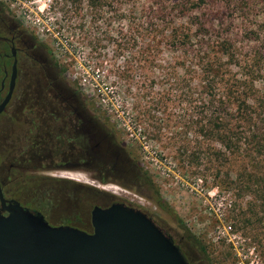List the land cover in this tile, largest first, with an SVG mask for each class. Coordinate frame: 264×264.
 Listing matches in <instances>:
<instances>
[{
    "label": "rangeland",
    "instance_id": "obj_1",
    "mask_svg": "<svg viewBox=\"0 0 264 264\" xmlns=\"http://www.w3.org/2000/svg\"><path fill=\"white\" fill-rule=\"evenodd\" d=\"M3 1L51 50L133 167L115 177L120 184L77 169L45 170L54 164L45 160L18 163L3 193L50 221L80 214L82 227L92 205L119 200L146 212L190 264H264V189L259 198L229 185L243 164L233 147L201 132L204 102L199 81L189 78L193 62L216 60L229 78L253 83L252 105L264 109V0ZM6 145L1 168L10 162ZM257 170L264 175V159ZM137 174L146 182L133 183Z\"/></svg>",
    "mask_w": 264,
    "mask_h": 264
},
{
    "label": "flooded vegetation",
    "instance_id": "obj_2",
    "mask_svg": "<svg viewBox=\"0 0 264 264\" xmlns=\"http://www.w3.org/2000/svg\"><path fill=\"white\" fill-rule=\"evenodd\" d=\"M68 78L52 57L51 50L37 38L33 28L22 24L0 0V102L9 92L0 112V116L7 121V125L5 122L0 124V137L6 126L7 134L3 132L0 139L7 141L3 157L6 161L10 160L8 166L0 167V178L5 179L3 183L0 180L2 192L10 171L19 167L18 163L45 160L47 163L54 162L45 170L77 169L99 181L109 178L117 181L115 177H123L133 168L104 119L97 115L88 99ZM20 168L26 169L22 165ZM69 176L76 178L72 174ZM139 176L134 175L133 183L139 185L138 178L142 183L146 182ZM98 186L107 191L115 188L111 185ZM110 191L116 193L115 190ZM14 199L30 212L41 214L50 225L91 230L90 214L86 227L77 223L84 221L80 214L69 220L54 222L30 202ZM113 202L121 201L111 200L102 207Z\"/></svg>",
    "mask_w": 264,
    "mask_h": 264
},
{
    "label": "water",
    "instance_id": "obj_3",
    "mask_svg": "<svg viewBox=\"0 0 264 264\" xmlns=\"http://www.w3.org/2000/svg\"><path fill=\"white\" fill-rule=\"evenodd\" d=\"M89 214L90 231L50 225L5 198L0 185V264H188L171 237L140 209L113 202L94 205Z\"/></svg>",
    "mask_w": 264,
    "mask_h": 264
},
{
    "label": "trees",
    "instance_id": "obj_4",
    "mask_svg": "<svg viewBox=\"0 0 264 264\" xmlns=\"http://www.w3.org/2000/svg\"><path fill=\"white\" fill-rule=\"evenodd\" d=\"M223 70V66L216 60L208 59L193 62L189 71V78L199 81V91L204 102L202 106L205 117L200 130L203 135L213 137L223 149L233 147L230 153L237 162H242V167L229 185L236 191L247 189L260 198L263 195L264 175L257 169L264 159V109L259 110L258 103L257 107L252 105L251 81L246 78H229L222 73ZM216 154H219V150ZM181 227L185 238L200 252H204V246L186 228Z\"/></svg>",
    "mask_w": 264,
    "mask_h": 264
},
{
    "label": "built area",
    "instance_id": "obj_5",
    "mask_svg": "<svg viewBox=\"0 0 264 264\" xmlns=\"http://www.w3.org/2000/svg\"><path fill=\"white\" fill-rule=\"evenodd\" d=\"M81 82H84L86 80V78H80Z\"/></svg>",
    "mask_w": 264,
    "mask_h": 264
}]
</instances>
